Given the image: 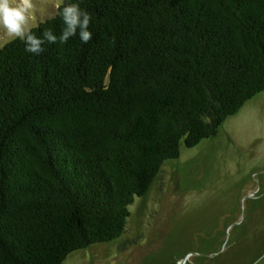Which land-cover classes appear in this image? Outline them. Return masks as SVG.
<instances>
[{"label":"trees","instance_id":"trees-1","mask_svg":"<svg viewBox=\"0 0 264 264\" xmlns=\"http://www.w3.org/2000/svg\"><path fill=\"white\" fill-rule=\"evenodd\" d=\"M72 2L87 44L0 48V264L120 237L165 160L264 90V0ZM56 13L37 36L60 35Z\"/></svg>","mask_w":264,"mask_h":264},{"label":"rangeland","instance_id":"rangeland-1","mask_svg":"<svg viewBox=\"0 0 264 264\" xmlns=\"http://www.w3.org/2000/svg\"><path fill=\"white\" fill-rule=\"evenodd\" d=\"M63 0H36L30 22ZM11 37L0 29V48ZM167 159L130 205L124 233L64 264H264V90L194 147Z\"/></svg>","mask_w":264,"mask_h":264},{"label":"clouds","instance_id":"clouds-1","mask_svg":"<svg viewBox=\"0 0 264 264\" xmlns=\"http://www.w3.org/2000/svg\"><path fill=\"white\" fill-rule=\"evenodd\" d=\"M35 8L36 0H0V29L12 40L22 41L25 44V51L40 55L45 51L46 43L65 44L77 35L84 44L92 39L93 33L90 30L92 16L86 9L80 7V3H62L57 6L56 15L62 19L64 25L59 36L51 29H45L40 36L35 34L33 28L38 25L30 22Z\"/></svg>","mask_w":264,"mask_h":264}]
</instances>
